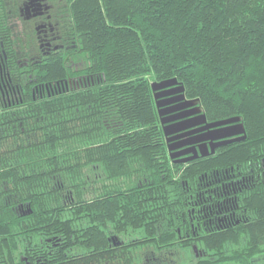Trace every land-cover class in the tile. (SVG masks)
Masks as SVG:
<instances>
[{
  "label": "trees",
  "instance_id": "1",
  "mask_svg": "<svg viewBox=\"0 0 264 264\" xmlns=\"http://www.w3.org/2000/svg\"><path fill=\"white\" fill-rule=\"evenodd\" d=\"M67 2L68 41L38 57L19 0H0V264H98L109 231L120 264L178 243L182 264H264V181L243 188L247 223L174 237L205 171L263 168L264 0ZM174 76L246 138L174 161L151 85Z\"/></svg>",
  "mask_w": 264,
  "mask_h": 264
},
{
  "label": "flooded vegetation",
  "instance_id": "2",
  "mask_svg": "<svg viewBox=\"0 0 264 264\" xmlns=\"http://www.w3.org/2000/svg\"><path fill=\"white\" fill-rule=\"evenodd\" d=\"M21 1L22 3H18L19 16L29 19L34 23L32 32L35 34L37 43L33 46L34 55L39 57V52L48 54L58 47L64 46V41H68L67 37L64 36L62 29L63 16L67 13V0ZM30 53H32V51H30ZM175 112L176 111H173L172 113ZM188 138H191V135H184L179 139H174L173 142H181ZM195 144L197 145L198 143L196 142ZM218 146H216V148ZM188 147H190V144H183L176 147L175 150H182ZM189 154H191V152L182 153L180 157ZM172 159L174 160V158ZM262 161L263 168L259 170H255L254 168L243 170L232 167L230 169L224 168L217 170L215 174H213L214 172L209 173L208 171H205L201 175V177H203L202 180L204 181L199 190L202 193V200L200 201V217L195 214L194 205L191 204L192 201L187 202V210L190 216L192 232H190L188 228L185 229V232H181V229L178 228V233L174 235V237H177L179 241L183 239L190 241L192 238L211 235L213 231L224 229L226 226L232 224L240 225L247 223L252 218V213L247 207H242L240 199L242 197V191H244L243 188H253L257 183L264 181V157L262 158ZM187 197H192V194H188ZM201 224L204 232L199 234L197 233V230ZM122 241L123 238L120 236L115 237L109 231L108 233H105V243L102 245L96 244L88 254L93 255L98 252L99 255H105L103 261L98 264H120L112 261L111 249L113 247H118V245H122L120 244ZM178 244H174L166 252L161 251L157 253L152 251L150 257L146 256L145 259H142L143 264L185 263L187 261L184 253L185 250L183 251L180 247H177ZM193 247L195 249V246ZM60 249L62 250V247H60ZM195 252L198 255L204 254L203 251L198 249H195ZM181 253L184 254L183 260L180 259V256L177 257V255ZM41 254H43V252H41ZM165 254L169 256L168 261L165 258L166 256L163 258L161 257ZM89 264H96V260L93 258Z\"/></svg>",
  "mask_w": 264,
  "mask_h": 264
},
{
  "label": "water",
  "instance_id": "3",
  "mask_svg": "<svg viewBox=\"0 0 264 264\" xmlns=\"http://www.w3.org/2000/svg\"><path fill=\"white\" fill-rule=\"evenodd\" d=\"M151 85L163 130L167 136L168 148L175 161L185 162L199 155L214 152L218 145L246 138V127L241 115L208 120L201 104H198L199 99L188 98L184 84L176 76L155 80ZM173 111L176 112L172 113ZM184 135H191V138L173 142ZM183 144H190V147L175 150ZM186 152L191 154L180 157Z\"/></svg>",
  "mask_w": 264,
  "mask_h": 264
},
{
  "label": "rangeland",
  "instance_id": "4",
  "mask_svg": "<svg viewBox=\"0 0 264 264\" xmlns=\"http://www.w3.org/2000/svg\"><path fill=\"white\" fill-rule=\"evenodd\" d=\"M7 1L10 2V3L13 2V0H7ZM19 3H22V1L19 0ZM12 24H13V27H14L15 30H17V31L24 30V31L30 32V34H32L33 37L35 36V34L32 32V30L34 28L33 21L18 15V17H14V20H13ZM143 250H144V248H142V249L139 248L137 250V254H139L140 257L135 261L134 264H142V259L143 258L145 259L146 256H150L149 253L145 254V252ZM164 256H166L165 258L168 261L169 260V256L167 254H165V255H163L161 257L163 258ZM179 256H180V259L183 260L184 254L181 253V254L177 255V257H179ZM140 258H142V259L139 260ZM151 263H152V261H151Z\"/></svg>",
  "mask_w": 264,
  "mask_h": 264
}]
</instances>
